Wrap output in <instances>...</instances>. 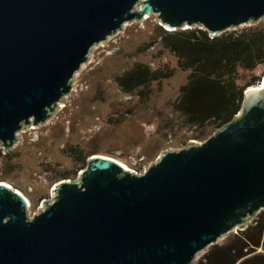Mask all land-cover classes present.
<instances>
[{
  "label": "water",
  "instance_id": "1",
  "mask_svg": "<svg viewBox=\"0 0 264 264\" xmlns=\"http://www.w3.org/2000/svg\"><path fill=\"white\" fill-rule=\"evenodd\" d=\"M156 16L217 37L264 17V0H0V149L47 123L94 46ZM263 85L201 143L165 150L142 174L93 155L51 202L0 182V264H193L264 209Z\"/></svg>",
  "mask_w": 264,
  "mask_h": 264
},
{
  "label": "rangeland",
  "instance_id": "2",
  "mask_svg": "<svg viewBox=\"0 0 264 264\" xmlns=\"http://www.w3.org/2000/svg\"><path fill=\"white\" fill-rule=\"evenodd\" d=\"M155 18L151 15L126 23L121 32L102 46H94L88 62L76 74L71 92L53 117L37 128L21 131L20 142L4 154L1 152L0 182L26 198L29 217L42 210L43 201H52V187L63 180L62 176L64 180H74L75 173H79L81 164L70 148H76L86 160L93 155L110 157L131 172L142 174L161 152L203 141L194 138L199 128L186 126L172 109L189 71L181 70L177 58L155 39L159 26ZM254 26L264 27V17ZM245 27L249 25L234 31ZM152 42L153 46H148ZM136 63L152 70H172L170 77L149 85L150 93L144 100L124 94L115 81ZM251 75L260 77L252 87L263 85L262 69L253 74L240 71L238 84L243 85V80ZM237 232L238 229L229 235ZM229 235L216 244L223 243ZM206 252L207 249L198 253L194 262Z\"/></svg>",
  "mask_w": 264,
  "mask_h": 264
},
{
  "label": "trees",
  "instance_id": "3",
  "mask_svg": "<svg viewBox=\"0 0 264 264\" xmlns=\"http://www.w3.org/2000/svg\"><path fill=\"white\" fill-rule=\"evenodd\" d=\"M155 39L177 58L181 70L189 71L172 109L186 126L199 128L195 139L205 140L229 122L241 108L244 91L259 82L260 77L251 75L239 85L240 71L253 74L262 69L264 72V27L261 26L227 31L217 37H210L197 27L167 31L157 26ZM171 74L168 68L152 70L148 65L136 63L115 81L124 94L144 100L149 96L150 84ZM69 151L77 155L80 171L86 166L85 156L76 148ZM1 152L0 149V155ZM258 247L261 254L257 253ZM193 264H264V213L258 214L245 229L229 235L223 243L210 246Z\"/></svg>",
  "mask_w": 264,
  "mask_h": 264
},
{
  "label": "built area",
  "instance_id": "4",
  "mask_svg": "<svg viewBox=\"0 0 264 264\" xmlns=\"http://www.w3.org/2000/svg\"><path fill=\"white\" fill-rule=\"evenodd\" d=\"M257 253H258V254H261V253H262V250H261L260 247L257 248Z\"/></svg>",
  "mask_w": 264,
  "mask_h": 264
}]
</instances>
